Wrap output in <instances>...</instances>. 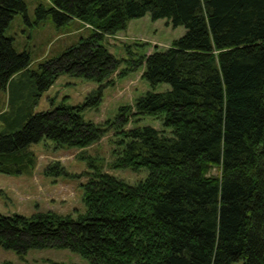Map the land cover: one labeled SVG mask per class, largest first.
Returning a JSON list of instances; mask_svg holds the SVG:
<instances>
[{
    "label": "trees",
    "instance_id": "trees-1",
    "mask_svg": "<svg viewBox=\"0 0 264 264\" xmlns=\"http://www.w3.org/2000/svg\"><path fill=\"white\" fill-rule=\"evenodd\" d=\"M48 1L36 6L38 19L49 14L63 25L74 17L90 30L30 69L28 51H17L5 34L13 14L26 17V4L0 0V88L11 85L14 99L11 114L0 111V171L30 173L32 142L82 148L114 128L109 167H147L148 174L130 184L83 155L90 168L84 210L0 212V247L20 255L70 248L89 264H264V0ZM145 13L182 24L184 33L118 74L142 64L151 86L165 81L169 88L145 91L102 123L81 110L98 103L103 85L81 103L31 111L61 72L109 82L121 59L103 43L105 33ZM141 114L160 118L170 133L125 126ZM46 169L63 172L58 162Z\"/></svg>",
    "mask_w": 264,
    "mask_h": 264
},
{
    "label": "rangeland",
    "instance_id": "rangeland-1",
    "mask_svg": "<svg viewBox=\"0 0 264 264\" xmlns=\"http://www.w3.org/2000/svg\"><path fill=\"white\" fill-rule=\"evenodd\" d=\"M26 17L22 13L13 14L5 34L13 37V46L17 51L26 50L29 53L28 68L36 69L38 63L50 56L59 54L65 46L74 43L82 35H86L90 27L77 18H70L65 24L57 25L48 14L38 19L35 8L42 3L49 6L48 0H24ZM182 24L172 25L166 17L152 19L149 13L132 17L122 30L105 33L103 43L117 58L121 59L118 68L109 76V82L98 83L95 80L78 75L61 72L54 82L42 91L37 102L32 105V112L52 109L64 101L67 104L81 103L85 97L100 85V99L97 104H90L81 110L84 119H92L102 123L112 120L123 105L132 106L134 99L145 91H163L169 88V83L161 81L151 86L141 77L142 64L125 70L141 55H146L153 48L164 49L173 39L184 33ZM18 78L20 74L14 75ZM11 85L0 88V111L6 110L11 114L13 110V94ZM128 121L125 126L152 125L163 128L166 134L171 127L162 125L160 118L141 114L137 119ZM0 120V129L4 126ZM114 128H110L97 141L85 147L58 146L49 138H43L28 145L36 156V164L30 173L9 174L0 171V212H18L30 215L36 210L52 209L59 213L84 210L82 201V183L88 177L86 160L82 156H95L103 163V169L124 179L130 184L143 180L148 174L147 167L132 169L130 167L111 168L110 150L111 140L115 139ZM58 162L63 172L53 174L47 171V165ZM36 262L38 264L57 261L62 264H89L86 257L70 248L43 247L29 248L23 254H18L13 248L0 247V262L21 261ZM233 264H240L236 261Z\"/></svg>",
    "mask_w": 264,
    "mask_h": 264
},
{
    "label": "crops",
    "instance_id": "crops-1",
    "mask_svg": "<svg viewBox=\"0 0 264 264\" xmlns=\"http://www.w3.org/2000/svg\"><path fill=\"white\" fill-rule=\"evenodd\" d=\"M85 25H86V23H85Z\"/></svg>",
    "mask_w": 264,
    "mask_h": 264
}]
</instances>
